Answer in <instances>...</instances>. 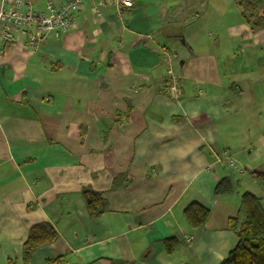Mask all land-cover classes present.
I'll return each mask as SVG.
<instances>
[{"label": "crops", "instance_id": "1", "mask_svg": "<svg viewBox=\"0 0 264 264\" xmlns=\"http://www.w3.org/2000/svg\"><path fill=\"white\" fill-rule=\"evenodd\" d=\"M239 1L106 0L99 16L88 2L67 31L35 45L15 34L0 52V264H219L229 254L238 195L264 205V27ZM224 177L232 193L217 196ZM85 188L103 194L97 218ZM193 201L211 212L199 228L184 215ZM40 221L58 237L26 262Z\"/></svg>", "mask_w": 264, "mask_h": 264}, {"label": "trees", "instance_id": "2", "mask_svg": "<svg viewBox=\"0 0 264 264\" xmlns=\"http://www.w3.org/2000/svg\"><path fill=\"white\" fill-rule=\"evenodd\" d=\"M239 5L245 20L252 22L253 26L264 27V16L260 14L264 0H240ZM214 192L217 196L230 195L232 186L229 179L221 178ZM82 195L90 217L97 218L105 211L106 204L102 192L85 188ZM262 200V197L249 191L240 195L239 213L228 218L227 226L235 232L238 242L219 264H264ZM210 213V210L199 201L189 203L184 209L185 218L193 228L204 226L210 218ZM57 237V230L50 222L40 221L33 224L22 246L24 260L29 261L39 247L55 241ZM164 245L166 251L171 253L179 245V240L175 237L167 238L164 240Z\"/></svg>", "mask_w": 264, "mask_h": 264}, {"label": "built area", "instance_id": "3", "mask_svg": "<svg viewBox=\"0 0 264 264\" xmlns=\"http://www.w3.org/2000/svg\"><path fill=\"white\" fill-rule=\"evenodd\" d=\"M91 2V9L95 16L101 14V7L106 0H65L55 3L53 0L46 2L44 9L35 6L34 0H0V52L12 41L15 34L21 32L26 36L31 45L37 44L50 31L63 32L76 26V12L85 3ZM117 5L132 6V0H115ZM169 74L173 77L172 93H179L176 77L172 70ZM230 163L233 161L230 157ZM191 241L193 236L188 237Z\"/></svg>", "mask_w": 264, "mask_h": 264}, {"label": "rangeland", "instance_id": "4", "mask_svg": "<svg viewBox=\"0 0 264 264\" xmlns=\"http://www.w3.org/2000/svg\"><path fill=\"white\" fill-rule=\"evenodd\" d=\"M232 196V195H231ZM238 198H240V195H238ZM232 202L235 200L234 197H231ZM234 204H238V199L233 202ZM239 207V205H238ZM237 209V208H236ZM189 239V238H188Z\"/></svg>", "mask_w": 264, "mask_h": 264}]
</instances>
